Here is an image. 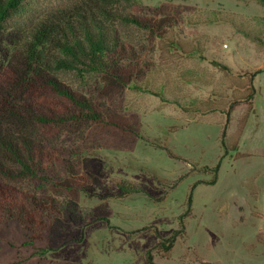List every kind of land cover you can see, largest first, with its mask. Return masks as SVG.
<instances>
[{"label": "rangeland", "instance_id": "rangeland-1", "mask_svg": "<svg viewBox=\"0 0 264 264\" xmlns=\"http://www.w3.org/2000/svg\"><path fill=\"white\" fill-rule=\"evenodd\" d=\"M71 1L23 0L0 23V80L21 66L34 23ZM115 6L149 24L116 22L136 64L133 77L125 84L85 67L49 71L102 118L28 125L64 161L53 168V182L2 176L44 207L34 244H25L30 232L19 220H0V264H151L148 250L155 264H264V1ZM256 71L255 95L231 108L249 92L245 75ZM45 101L82 109L54 92ZM67 177L82 189L55 186ZM123 179L144 190L122 193ZM181 215L185 232L167 251L158 243L181 227Z\"/></svg>", "mask_w": 264, "mask_h": 264}, {"label": "trees", "instance_id": "trees-1", "mask_svg": "<svg viewBox=\"0 0 264 264\" xmlns=\"http://www.w3.org/2000/svg\"><path fill=\"white\" fill-rule=\"evenodd\" d=\"M22 1L0 0V23L19 10ZM117 1L72 0L46 12L34 23L31 35L23 44L21 66L10 67L0 80V220L4 217L19 220L30 232L25 244H34L35 240L41 238L38 212L44 207L43 200L34 192L5 181L2 176L42 177L53 182L50 176L52 170L64 159L45 148L26 129L32 122L62 123L69 119L102 118L91 100L49 71L85 67L87 71L108 74L125 84L130 82L136 64L127 59L130 58V46L119 33L116 22L123 20L140 26L149 24L136 15L122 13L115 6ZM258 71L245 75L248 76L249 92L246 96L244 93L236 95L237 100L231 101V108L236 101L250 100L255 95L254 78ZM53 92L82 109L79 112L66 111L46 104L47 95ZM231 111L228 112V119ZM165 149L170 156L177 157L171 148L165 146ZM218 167L214 168L215 173ZM64 169L72 171L68 170L70 167L67 165ZM216 179L215 174L210 182L214 183ZM54 184L70 192L82 189L80 183L68 177L59 178ZM118 185L122 193L144 190L142 184L128 179H123ZM188 203H192V194ZM180 225L166 240L159 241L161 248L168 251L177 236L184 234V215L180 216ZM147 254L150 263L155 264L151 250Z\"/></svg>", "mask_w": 264, "mask_h": 264}]
</instances>
